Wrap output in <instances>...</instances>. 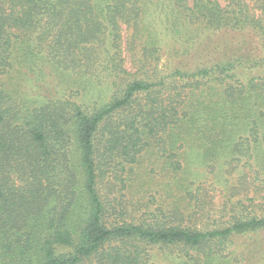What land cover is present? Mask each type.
I'll return each instance as SVG.
<instances>
[{
  "label": "trees",
  "instance_id": "16d2710c",
  "mask_svg": "<svg viewBox=\"0 0 264 264\" xmlns=\"http://www.w3.org/2000/svg\"><path fill=\"white\" fill-rule=\"evenodd\" d=\"M174 1L191 24L251 29L259 39L251 57L222 59L195 76L208 80L210 90L215 81L219 96L217 153L210 148L207 154L225 150L252 159L260 151L264 161V10H243V0H230L231 10L211 0ZM138 14L134 0H0V264H150L141 246L176 244L218 245L217 258L225 264L227 243L264 232V218L256 217L204 233L112 220L98 192L106 173L124 174L151 148L179 171L186 146L181 135L196 128L198 116H210L182 93L158 91L164 83L136 79L92 115L70 100L17 110L3 79L19 67L32 69L33 49L46 45L51 61L83 74L96 65L106 33L119 48L121 24ZM242 62L262 74L244 82L234 70ZM123 64L111 63L118 76L129 74ZM173 76L189 77L180 71ZM254 264H264L263 251Z\"/></svg>",
  "mask_w": 264,
  "mask_h": 264
},
{
  "label": "rangeland",
  "instance_id": "374dc122",
  "mask_svg": "<svg viewBox=\"0 0 264 264\" xmlns=\"http://www.w3.org/2000/svg\"><path fill=\"white\" fill-rule=\"evenodd\" d=\"M216 1L227 8L230 0ZM138 19L121 24V44L111 45V32L98 50L94 68L81 74L63 69L51 61L47 46L33 49L32 69L18 68L3 79L6 90L17 102L21 114L44 107L48 101L70 100L92 115L120 97L129 83L144 80L164 83L159 91L173 95L177 91L207 109L210 116H198L194 130L181 135L186 143L174 171L156 150L149 149L138 163L125 167L120 175L109 170L100 180L98 192L108 204L112 220L135 224H161L196 232H211L231 227L239 220L264 218V161L260 151L252 156L234 157L222 150L217 153V84L210 90L208 80L195 76L200 69L212 68L222 59H247L260 46L251 29L217 30L191 24L174 0H134ZM189 4L193 0L188 1ZM244 4V5H243ZM243 10L260 15L259 0H243ZM228 10L229 7L227 8ZM246 13V11H245ZM254 46V48L252 47ZM264 55L262 50L259 56ZM111 59V60H110ZM124 62L129 74L118 76L112 70L114 60ZM110 60V61H109ZM109 61V62H108ZM247 62L234 69L247 82L262 73L252 72ZM180 71L189 77H174ZM205 92L207 101L202 100ZM146 96H143L145 98ZM156 97V95H153ZM202 100V104L201 101ZM24 111V112H23ZM214 131V133H213ZM215 143V144H214ZM150 264H220L218 245L192 249L181 244L143 245ZM264 252V232L233 239L227 243L225 264H254ZM211 252L214 256L209 259ZM210 262H209V261Z\"/></svg>",
  "mask_w": 264,
  "mask_h": 264
}]
</instances>
